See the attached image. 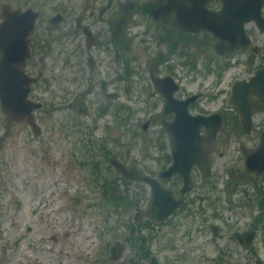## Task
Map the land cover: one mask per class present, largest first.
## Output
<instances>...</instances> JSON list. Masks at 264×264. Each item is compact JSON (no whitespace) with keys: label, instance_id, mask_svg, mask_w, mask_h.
Listing matches in <instances>:
<instances>
[{"label":"rangeland","instance_id":"rangeland-1","mask_svg":"<svg viewBox=\"0 0 264 264\" xmlns=\"http://www.w3.org/2000/svg\"><path fill=\"white\" fill-rule=\"evenodd\" d=\"M140 1L144 4L154 0ZM82 2L85 0H0V9L9 5L13 9H40L43 13L38 24V36L41 37L36 38L40 42L33 47L27 71L33 76L39 70L44 73L43 81L33 87L30 95V99L42 105V109L35 112L40 128L38 135H34L24 122H8L0 111V264H133L131 262H141L144 257L145 249L136 253L132 249L135 236L130 235L128 229L135 224V213L145 207L147 190L134 184L118 189L122 197L133 203L115 208L111 201L115 196L106 194L110 189L100 191L105 178L110 180L114 176L103 161L102 149L93 143L92 165L89 157L79 150L86 141L81 135L91 133L94 139L105 136L102 128L92 131L91 127L83 129L73 123L70 102L77 86L72 83L79 80L84 84L90 77L104 79L105 74L111 77L120 74L94 72L87 77V72L65 69L68 65L64 61L71 51V41L66 35L73 23V15L83 9ZM60 10H65L69 16L67 22L62 24L56 36L45 37L43 32L48 17ZM260 42L262 38L258 39ZM54 47L62 51L54 53ZM212 54V50H208L199 55L196 60L198 72L195 73L181 68L176 56L171 58V66L177 65L174 73L186 77L184 91L187 94L201 92L206 96L198 104V110L203 113L224 112L227 121L218 135L215 154L211 158V184L202 192L195 190L187 199L183 212L171 219L170 224L154 231L143 229L140 234L148 241L150 256L158 264H264V206L262 209L251 203L241 207L256 193L241 183L249 178L242 173L239 152L241 146L256 145L262 129L261 115L254 118V132L245 136L237 134L240 133L235 128L237 116L228 107L227 100L231 84L248 73L238 66L223 72L219 80V70L211 64L215 61L208 60ZM260 56L255 55L253 64L248 67L260 64ZM236 58L242 62L241 56ZM131 95L128 102L123 94L121 100L114 102V105L120 104L121 113L127 106L133 114L130 118L126 113L119 116V120H124L121 121L122 127L119 121L117 126L109 124L107 140L123 154L128 152L129 162L137 161L149 170L159 171L163 167L156 165L163 162L161 146L165 141L158 135V125H151L145 134L140 131V121L144 123L147 115L144 113L147 105L142 102L145 95L134 91ZM145 140L156 144L153 145L157 147L155 162L144 161L149 153L144 150ZM234 182L241 183V190H249L248 198L244 199L238 192L228 196L230 188L225 189L224 185L230 186ZM258 182L254 187L264 194V175L258 178ZM198 196H205L208 200L188 205ZM211 226L218 229L216 237L211 234ZM232 231L255 232L251 247L243 250L232 245L228 240ZM114 242L122 244L124 250H120L116 261H110L107 248Z\"/></svg>","mask_w":264,"mask_h":264},{"label":"water","instance_id":"water-1","mask_svg":"<svg viewBox=\"0 0 264 264\" xmlns=\"http://www.w3.org/2000/svg\"><path fill=\"white\" fill-rule=\"evenodd\" d=\"M210 0H166L163 4L167 13H174L179 28L188 32L205 30L218 40L216 50L221 48L235 50L245 49L248 45L243 33V24L254 21L263 32L264 22L260 20V9L264 0H220L221 9L218 12L207 11L204 5ZM6 20L0 25V107L2 111L15 120L27 119L33 126L31 112L38 108L26 101L29 92V83L23 74L25 60L28 58L26 38L32 31L31 25H24L17 20L18 13L7 14ZM125 24V23H124ZM124 24H121L117 35L123 38ZM124 41V40H122ZM168 80V79H165ZM173 91V90H171ZM258 99L253 102L251 97ZM166 106L167 101L165 99ZM81 101H79V104ZM188 105V102L183 103ZM229 104L234 106L240 117V122L246 131L251 126L252 110H261L264 106V69H260L248 82H235L231 89ZM212 118L190 117L186 109L182 115L177 114L173 123H161L170 141L171 159L170 167L160 175L159 180L164 181L177 174L182 178V186L178 190V199L175 200L172 192L166 191L159 183L143 174L135 164L123 167L113 162L115 170L125 182L146 184L150 189L145 216L153 222L166 220L178 206L184 195L189 193L194 184L190 177V170L196 166L200 171L201 181L204 184L209 178L210 164L207 155L202 152L204 141L209 145L221 127V120L212 122ZM205 129V136L200 137L199 131ZM245 159L244 167L247 172L256 176L264 172V132H262L258 146L253 150L243 149ZM253 234L244 235V246L248 247ZM240 240V238H239ZM242 244V243H241ZM243 245V244H242ZM110 253L116 255L119 247L114 245ZM114 259V258H112ZM151 260L149 264H155Z\"/></svg>","mask_w":264,"mask_h":264},{"label":"flooded vegetation","instance_id":"flooded-vegetation-1","mask_svg":"<svg viewBox=\"0 0 264 264\" xmlns=\"http://www.w3.org/2000/svg\"><path fill=\"white\" fill-rule=\"evenodd\" d=\"M104 0H85V3H83V9L82 11L76 13L73 15V24L70 26V29L68 30V33L66 36L71 41V51L68 55V57L65 59L66 65H68L69 72H87V77L93 75L94 72H122V68L131 67L130 72H137L135 75V82L134 84L137 85V83H142L145 85V95L144 100L147 102L148 106L144 113H146V119L145 121L148 122L149 127L152 124H158L159 122L157 119V113L158 110L162 107V97H167L168 95V86L163 81L158 84L160 94L156 93L155 89L152 88V85L150 83L149 78L147 75H144L142 72H149V65H150V71L156 72L157 78H163L165 76H171L174 81H176L178 84L184 82L185 76L175 74L174 70L176 69L175 66L169 65L166 61L168 58L169 53L165 52L163 54H154L153 56L148 57L149 49L144 48L142 46L141 48L138 46V44H142L140 40H134L130 51L125 54L122 49L120 42L113 37V34L110 33V26L112 21L118 16L119 14V4L116 3V0H112V5L99 17L98 11L99 9L105 5ZM217 5H214L210 8L217 9ZM63 17V23H66L67 20L64 18V14L62 13ZM43 19L42 12L40 11V18ZM40 20V21H41ZM48 21V20H47ZM171 22V18L168 21V23ZM62 23V24H63ZM162 25L160 23L149 24L146 26V29L148 30V34L150 36H161V35H170L175 34L176 38H178L177 46L181 50V54L184 53L183 57L188 59V62H193L194 60H197L199 55L197 56L198 52H200L202 49L199 48L200 41L202 40V36L207 37L212 41V39L205 33H198L196 35H191L188 33H185L183 31H180L176 28V30H173L170 28L169 24ZM38 24L35 25V32L32 38L33 44L35 45L36 42H40L39 39H36L38 36ZM47 28L43 33H45V37L48 36H56L55 33L60 32L61 26H56L55 28H52L49 26L48 22H46ZM158 24V25H157ZM83 27H87L93 37V44L94 46L91 48L89 52L85 50V44L87 41V38L83 34ZM176 27V26H175ZM152 29V30H151ZM245 32L246 34L252 39L253 34L256 35V38H259L261 35L257 32L253 33L252 26L246 25L245 26ZM147 34V35H148ZM60 38H63L62 35H60ZM55 41H58L57 38H54ZM41 44H43V40H41ZM148 43V42H147ZM59 44V43H58ZM57 44V46H59ZM215 44V43H214ZM80 46V47H79ZM260 51H264V41H262L260 44ZM48 50V46H44ZM39 48V47H38ZM44 48V49H45ZM210 48V47H209ZM45 49V50H46ZM143 49H146V53L142 52ZM141 50V52H139ZM59 51H62L60 49L56 50V47L53 48L54 53H58ZM239 52H234L230 58L236 56ZM200 54V53H199ZM172 57V55H171ZM210 57L215 61L214 64L217 66V68H222L224 63H226L227 60L230 58H223L218 56L216 53L214 55H210ZM145 61V62H143ZM128 71V72H129ZM168 71V72H167ZM171 72V73H170ZM79 81V80H77ZM86 85H91L93 89V106H97L99 104L100 99L104 101L105 99L103 95L101 94V86H104V89H107L108 92L117 94L118 97L121 95L122 91V78L121 75L115 73L113 77L110 76V74H105L104 79L97 78V77H90L86 81ZM148 84V85H147ZM183 87V86H182ZM179 87V90L177 93L174 94V98L176 100H185L189 97V95H186L185 91L182 90ZM120 99V98H119ZM118 100V98H117ZM121 100V99H120ZM115 102V101H114ZM114 102L112 104H114ZM197 102L195 100L194 103L190 104L188 106L189 112H191V115L199 114L197 111ZM157 105L158 108L154 109V106ZM115 109L111 112L109 119L111 120H117L118 111L121 112V106L120 104L114 105ZM182 111V106H178L176 104H168L166 108V112H172V114L167 115L166 113V121L171 122L174 118V114L177 112V110ZM93 126V125H92ZM207 149V147H205ZM196 170H193V173L195 174ZM178 179H171L167 182V187L170 189H175V184L178 183ZM180 182V181H179ZM179 184V183H178ZM184 207V206H183ZM182 205L180 208H183ZM229 242L233 243V239L231 236H228Z\"/></svg>","mask_w":264,"mask_h":264}]
</instances>
